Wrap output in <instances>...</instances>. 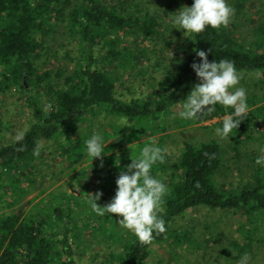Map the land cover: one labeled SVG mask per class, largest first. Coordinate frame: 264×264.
Masks as SVG:
<instances>
[{"label": "trees", "instance_id": "1", "mask_svg": "<svg viewBox=\"0 0 264 264\" xmlns=\"http://www.w3.org/2000/svg\"><path fill=\"white\" fill-rule=\"evenodd\" d=\"M237 1L242 5L247 0ZM188 3L191 6L192 0ZM176 9L170 3L162 13L172 18ZM143 10V7L138 9L137 4L131 5L129 0H123L122 5L116 0H0V88L24 93L25 108L31 117L30 126L22 135L0 147V198H6L9 187L14 196L20 198L19 192L25 189H21L19 183L23 180L32 183L30 174L34 167L31 161L40 143L60 133L75 131V124L87 115L108 114L114 119L133 121L140 126L137 131L140 134L145 123L176 109L192 85L198 83L191 68L194 62L199 63L194 54L196 49L207 52L210 62L227 59L237 72L260 74L259 83L264 86V24L255 29L254 48L240 43L235 31L226 26L206 27L202 33L188 34L176 42L179 45L174 49L177 67L165 81L163 89L147 98L124 100L117 92L119 77L112 76L118 64L127 69L123 54L131 58L134 51L144 57L147 51L144 43L161 34L157 29L162 26L158 17L149 9ZM58 27L65 30L66 37L78 39L81 46V62L63 83L57 79L61 74L53 78L49 71L42 70L44 63L39 64L43 38ZM125 35L132 39L128 45L132 47L125 44ZM181 53L183 59L178 55ZM160 65L158 60L154 66ZM43 91L51 104L48 109L40 106ZM262 101L264 96L247 97L248 107ZM215 107L213 112L201 114L197 121L217 119L216 126H221L226 110L220 105ZM231 111V108L227 109V112ZM258 121L264 125V107L246 113L237 129L229 135L235 143L248 140L257 129ZM69 139L73 137L69 136ZM70 148L64 146V152H70ZM130 157H133V148L128 147L121 152L120 160L128 165ZM173 159H164L150 170V174L161 179L168 188L159 211L166 231L154 233L151 242L146 244H141L132 235L125 240L120 237L123 251L113 258L111 264H148L152 247L168 237L176 218L194 208L240 212L247 221L264 216V167L257 166L250 181L231 190L215 181L223 160V149L218 142L187 145L180 156ZM101 167L106 168L108 174L97 180L100 183L106 179L108 183H100L97 191L102 195L96 202L104 206L115 193L118 173L116 161L105 159ZM83 190L86 192L85 188ZM84 191L58 197L57 205L41 209L49 211L47 218L40 215V211L29 215L17 211L0 215V264H79L74 250L79 232L76 229L78 216L88 214L81 221L86 227H93L95 223L102 227L105 220L114 216H100L92 211L88 203L90 197L80 199ZM78 208L83 209L77 211ZM54 229L55 235L52 233ZM49 230H52L51 235ZM176 238V242L182 239L180 236Z\"/></svg>", "mask_w": 264, "mask_h": 264}, {"label": "rangeland", "instance_id": "2", "mask_svg": "<svg viewBox=\"0 0 264 264\" xmlns=\"http://www.w3.org/2000/svg\"><path fill=\"white\" fill-rule=\"evenodd\" d=\"M129 1L131 5L137 4L138 9L143 7L144 12L149 9L151 14L158 17L162 26L157 28L161 34L155 40L144 43L147 50L144 57L132 51L135 55H131L130 58L125 53L122 59L126 62L127 69L121 64L116 67L112 76L119 77L117 92L124 100L147 98L163 89L165 81L177 67L174 49L179 45L176 42L188 36H184V30L175 29L172 23L170 27L171 17L162 13L167 4L173 3L178 11L182 6L189 5L188 0ZM116 2L122 5L123 0ZM226 2L234 9L226 27L230 31H235V37L240 43L254 48L257 39L255 29L264 24V0H247L242 5L237 0ZM123 40L128 46L132 39L125 35ZM80 47L78 39L66 37L65 30L58 27L43 38V49L40 51L39 59V64L44 63L42 70L49 71L53 78L61 74L57 79L63 83L64 78L81 62ZM178 55L183 59L182 53ZM158 60L161 65L154 66ZM238 74L240 79L237 86L246 90L247 97L264 96V86L259 83L260 74L241 72ZM24 95L15 89L0 88V147L13 142L30 126L31 117L25 108ZM47 99L43 91L40 95V106H44L45 109L51 106ZM259 107H264V101L248 107L247 113ZM179 109L180 105L170 113L157 116L145 123L140 134L137 132L140 126L133 121L114 119L108 114H96L87 115L84 120L77 122L75 131L69 130L49 141H42L36 152L38 154L31 161L32 168L34 167L33 173L30 174L32 183L29 184L26 180L19 183L20 188L25 189L24 192H19L20 198L14 196V191L11 192L10 187L7 188L6 198H0V215L13 211L29 215L41 209L52 208L57 205L58 197L77 195L79 191H84L83 188L86 192L84 191L80 199L88 200L89 194L93 195L101 182L108 183L106 179L100 183L97 180L108 174L107 169L101 167L105 159L112 162L119 159V165L115 167L119 174L120 169L126 167L120 160L121 152L128 147L133 148L135 157L148 143H155L165 149L167 161L173 157L177 159L187 145L196 146L216 141L223 149L222 165L216 174V183L233 190L243 187L246 181H250L253 170L258 166L254 161L261 155L260 148L264 147V125L258 121L257 129L250 139L235 143L231 136L229 139H220L215 134L217 119L198 122V118L191 121L178 116L170 118L171 114L178 112ZM93 132L102 134L107 154H102L100 158L91 161V158L86 156L84 141ZM69 136L73 139L70 140ZM64 146L71 147L70 152L65 153ZM81 151L82 154H78ZM1 193L2 190L0 195ZM82 209L78 208L77 211ZM47 213L49 211L43 210L39 214L47 218ZM87 216L88 214L84 216L80 214L77 218L79 222L76 229L79 232L74 244L76 259L79 264H111L113 258L123 251L119 238L125 240L129 235H134L117 224L116 214L105 220L102 227L95 222L93 227L84 226L81 221ZM49 232L51 235L52 230ZM52 233L55 235L56 230L54 229ZM178 236L182 239L176 242L174 239ZM245 254L249 257L247 264H264V216L247 221V217L240 212L198 207L176 218L170 226L168 237L152 247L148 264H238Z\"/></svg>", "mask_w": 264, "mask_h": 264}, {"label": "clouds", "instance_id": "3", "mask_svg": "<svg viewBox=\"0 0 264 264\" xmlns=\"http://www.w3.org/2000/svg\"><path fill=\"white\" fill-rule=\"evenodd\" d=\"M234 9L226 0H192L191 6H182L171 18L175 29L184 30L183 34H198L206 27L212 29L226 26ZM194 54L199 63H193L191 68L198 83L192 85L184 97L178 112H173L170 118L178 116L183 120L197 119L201 114L211 113L216 105L223 106L226 114L222 125L214 129L220 139H229L233 129H237L248 111L246 90L238 87L240 76L234 64L227 59L209 61L207 52L196 49ZM231 108L229 113L227 109ZM104 138L100 132H93L84 141L87 157L100 158L105 153ZM165 149L155 143L145 144L131 162L121 168L115 180L116 189L113 197L104 206L98 201L102 195L97 191L89 194L88 203L97 215L116 214L117 224L130 231L141 244L150 243L153 234L166 231L165 221L159 215L163 197L168 191L167 185L150 174L152 166L165 159ZM261 155L254 163L264 167V147ZM38 154V153H36ZM117 166L119 159L117 158ZM248 255L240 258L238 264H247Z\"/></svg>", "mask_w": 264, "mask_h": 264}]
</instances>
